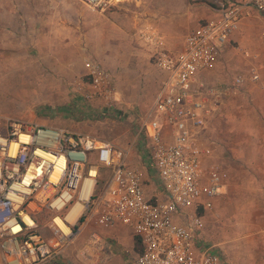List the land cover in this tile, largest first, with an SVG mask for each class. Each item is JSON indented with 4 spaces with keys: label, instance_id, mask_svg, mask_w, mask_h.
Returning <instances> with one entry per match:
<instances>
[{
    "label": "built area",
    "instance_id": "1",
    "mask_svg": "<svg viewBox=\"0 0 264 264\" xmlns=\"http://www.w3.org/2000/svg\"><path fill=\"white\" fill-rule=\"evenodd\" d=\"M124 1L84 0L94 11ZM216 4L180 49H170L157 29L139 34L161 73L139 133L162 195L147 196L142 170L109 140L16 119L0 131V264H59L89 223L130 228L142 248L132 264H228L206 234V218L225 194L230 172L205 132L225 96L264 85V59L226 82L211 74L247 18L258 15L264 23V0ZM85 65L86 97L117 100L114 74L93 57ZM102 168L109 176L100 184ZM76 205L82 209L71 221Z\"/></svg>",
    "mask_w": 264,
    "mask_h": 264
},
{
    "label": "rangeland",
    "instance_id": "2",
    "mask_svg": "<svg viewBox=\"0 0 264 264\" xmlns=\"http://www.w3.org/2000/svg\"><path fill=\"white\" fill-rule=\"evenodd\" d=\"M191 2L217 6V0ZM159 3L125 0L106 11H94L84 0H33L35 31L25 32L18 23L15 30L0 32V131L6 132L13 119L69 124V129L113 142L126 151L128 164L150 170L142 156L146 147L139 129L154 105L161 73L139 34L157 29L168 47L176 50L188 32L168 27L174 25L173 16L156 10L148 13V7ZM25 18L18 15L15 21L25 22ZM90 57L114 74L117 100L105 103L86 97L85 61ZM258 59H264V23L253 15L244 21L211 76L218 82L229 81ZM105 108H110L109 113L101 117ZM205 137L217 150L216 159L230 172L225 194L207 215L206 234L221 248L228 264H264V85L225 96ZM108 176L109 170L102 168L100 184ZM113 235L112 229L85 225L65 248V260L131 264L136 246L128 251ZM111 254H118L120 262L110 259Z\"/></svg>",
    "mask_w": 264,
    "mask_h": 264
},
{
    "label": "crops",
    "instance_id": "3",
    "mask_svg": "<svg viewBox=\"0 0 264 264\" xmlns=\"http://www.w3.org/2000/svg\"><path fill=\"white\" fill-rule=\"evenodd\" d=\"M32 1L33 0H0V32L3 29L6 31L15 30L16 26L19 25L20 23L23 26L22 27L23 31L25 32L35 31L37 26V18L35 13L37 10L31 9ZM161 2L162 4L159 3L161 4V6L158 5L155 7L154 6L148 7L147 8L148 13L153 14V12L156 10L160 14L166 16H173L174 25L170 24V26L168 27L170 29L175 28V30H179L180 32H183L185 30L189 31L190 29L195 27L198 22H200L205 18L213 16L215 13L214 12L215 6L205 5L206 7H204L198 4V2L192 3L191 0H161ZM23 4L24 6H22ZM45 9L47 11V5ZM162 11L164 13H162ZM20 13L23 15H21ZM18 15L26 17L27 20L25 22L24 21L16 22L15 19L17 18ZM49 26H52V24ZM62 125L63 126L61 127H66V125L69 124H62ZM72 131L79 132L77 130H72ZM145 151L146 152H143L142 156L146 158L147 163L148 162L150 163L148 151L147 150ZM140 157L141 155H139V158ZM134 167L140 169L142 168V166L141 167L134 166ZM150 167H151L150 170L149 169L145 170L143 168L141 169L145 177L144 180L145 192L149 197L150 196L152 197L153 195H158V196L160 194L162 195L160 183L156 178L155 171L152 168L151 164ZM105 229H110V230L112 229L114 233L113 236L118 238V240L122 243V245L126 248V250L132 251L133 248L136 246V237L134 236V233L130 228L124 225H116L112 228H105ZM123 254H125V252ZM112 258L113 260H115L114 262L117 263L120 262V260L118 259V254L117 255L111 254L110 259ZM59 264H69V262L65 260L64 255H62V257L59 259Z\"/></svg>",
    "mask_w": 264,
    "mask_h": 264
},
{
    "label": "bare ground",
    "instance_id": "4",
    "mask_svg": "<svg viewBox=\"0 0 264 264\" xmlns=\"http://www.w3.org/2000/svg\"><path fill=\"white\" fill-rule=\"evenodd\" d=\"M55 179V177L53 178ZM87 196V195H85ZM82 209L81 205H76V207L71 211L70 215L68 216V218L71 221H74L75 215L77 214L78 211H80ZM58 222L61 224V226L63 227L62 223L58 220ZM64 228V227H63Z\"/></svg>",
    "mask_w": 264,
    "mask_h": 264
},
{
    "label": "trees",
    "instance_id": "5",
    "mask_svg": "<svg viewBox=\"0 0 264 264\" xmlns=\"http://www.w3.org/2000/svg\"><path fill=\"white\" fill-rule=\"evenodd\" d=\"M108 113H109L108 109L105 108L104 111L101 114V117L106 116ZM136 249H137L138 252L142 251L141 244H140V242L137 239H136Z\"/></svg>",
    "mask_w": 264,
    "mask_h": 264
}]
</instances>
